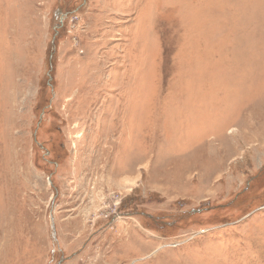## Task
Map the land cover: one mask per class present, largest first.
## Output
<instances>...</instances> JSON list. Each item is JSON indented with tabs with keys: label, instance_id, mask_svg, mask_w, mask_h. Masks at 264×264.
<instances>
[{
	"label": "rangeland",
	"instance_id": "obj_1",
	"mask_svg": "<svg viewBox=\"0 0 264 264\" xmlns=\"http://www.w3.org/2000/svg\"><path fill=\"white\" fill-rule=\"evenodd\" d=\"M0 264H264V0H0Z\"/></svg>",
	"mask_w": 264,
	"mask_h": 264
}]
</instances>
